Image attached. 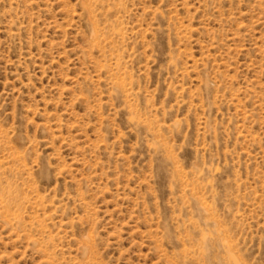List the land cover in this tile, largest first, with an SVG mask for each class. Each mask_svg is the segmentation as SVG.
<instances>
[{
	"label": "rangeland",
	"instance_id": "obj_1",
	"mask_svg": "<svg viewBox=\"0 0 264 264\" xmlns=\"http://www.w3.org/2000/svg\"><path fill=\"white\" fill-rule=\"evenodd\" d=\"M0 264H264V0H0Z\"/></svg>",
	"mask_w": 264,
	"mask_h": 264
}]
</instances>
